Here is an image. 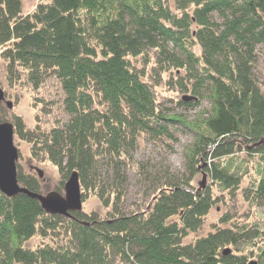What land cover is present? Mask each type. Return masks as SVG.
<instances>
[{
	"label": "trees",
	"instance_id": "16d2710c",
	"mask_svg": "<svg viewBox=\"0 0 264 264\" xmlns=\"http://www.w3.org/2000/svg\"><path fill=\"white\" fill-rule=\"evenodd\" d=\"M174 2L40 0L24 13L21 0H0V57L34 89L53 75L67 114L49 130H26L14 115V133L31 142L32 155L41 152L57 166L61 181L76 170L82 199L90 191L107 208L103 217L83 209L50 213L23 192L0 190V264H245L253 253L244 243H259L255 254L264 264V230L254 224H215L183 241L220 199L212 184L237 189L239 151L257 159V178L243 195L264 209V87L254 73L264 0ZM148 48L158 53L159 70L170 69L181 91L190 92L178 104L195 107L207 96L210 108L200 120L159 109L132 60ZM164 121L193 131L185 171L156 181L146 208L123 212L124 159L139 134L172 136ZM100 160L111 165V181L102 179ZM202 170L212 181L195 187L192 177ZM16 176L39 191L38 179L17 165ZM36 234L41 242L29 245Z\"/></svg>",
	"mask_w": 264,
	"mask_h": 264
},
{
	"label": "rangeland",
	"instance_id": "374dc122",
	"mask_svg": "<svg viewBox=\"0 0 264 264\" xmlns=\"http://www.w3.org/2000/svg\"><path fill=\"white\" fill-rule=\"evenodd\" d=\"M40 0H21L22 12L33 10ZM171 8H174L175 0H166ZM217 20L220 18L214 14ZM193 26V25H192ZM196 53L200 52L197 43L192 45ZM1 49V48H0ZM158 53L153 48H148L144 53L132 58L134 64L139 69L144 70L143 78L151 85L157 100V105L164 115L192 122L200 120L206 111L210 108V102L207 96H203L199 104L195 107H185L177 103V99L183 94L190 92L181 91L175 84V74L171 70L160 71L156 63ZM254 73L264 87V42L257 45V60L254 64ZM0 88L3 90L4 99L0 100V115L3 120L10 121L14 115H19L24 125V129L39 128L40 130H49V128L60 122L66 117V111L63 108V92L61 86L53 75L46 77L37 89H34L26 81L22 70H9L6 62L0 57ZM5 99L12 102L8 107ZM164 123L168 124V131L172 136L139 134L136 137L134 146L128 151L123 165V172L126 176L125 195L123 197L121 208L123 212L132 210L141 211L149 204L151 194L154 191L156 181H161L165 177L180 174L185 171V150L194 138L193 131L183 123ZM13 143L18 149L16 165L23 173L33 174L39 181V192L46 193L50 190H56L63 194L64 181H61V174L56 165L42 157L32 155L31 142L19 137L13 130ZM234 162L237 163L239 173L241 174L240 184L237 189H223L217 183L212 184V191L219 196L204 217L201 227L190 232L183 241L193 240L195 237L213 230L214 225L226 226L237 224H254L264 230V209L247 199L243 195L245 188L251 187L253 179L257 178L255 164L257 159L255 155H249L245 151H239L234 154ZM245 158H248L247 160ZM243 159V160H242ZM242 160V161H241ZM102 179L111 181L113 170L111 165L105 160L98 162ZM36 168L42 170L41 176H38ZM203 172L205 173L203 178ZM212 181L206 171L196 172L191 180L195 187L205 186ZM222 188V189H221ZM82 190V189H81ZM82 198V197H81ZM84 211L94 210L100 217L105 216L106 207L99 201L98 197L92 193H86L82 199V208ZM223 214L229 216L228 221L219 222V217ZM232 224V225H233ZM47 240V239H45ZM41 242V237L36 234L32 236L27 243L29 245ZM259 244V243H257ZM252 244H242L245 252L252 250L249 259H256V246Z\"/></svg>",
	"mask_w": 264,
	"mask_h": 264
},
{
	"label": "water",
	"instance_id": "95a60500",
	"mask_svg": "<svg viewBox=\"0 0 264 264\" xmlns=\"http://www.w3.org/2000/svg\"><path fill=\"white\" fill-rule=\"evenodd\" d=\"M4 99L3 90L0 88V100ZM8 107L12 106L9 99H5ZM18 149L13 143V124L7 120H0V190L7 196H12L18 192H23L36 198L41 207L50 213H60L71 215V211L81 210L82 198L78 172L71 170L64 181V192L61 194L56 190L46 193L33 191L21 185L16 176V159ZM38 176L42 170L36 168ZM205 173L203 172V178ZM224 251H227L224 250ZM245 264H258L256 259H249Z\"/></svg>",
	"mask_w": 264,
	"mask_h": 264
},
{
	"label": "bare ground",
	"instance_id": "6f19581e",
	"mask_svg": "<svg viewBox=\"0 0 264 264\" xmlns=\"http://www.w3.org/2000/svg\"><path fill=\"white\" fill-rule=\"evenodd\" d=\"M259 264V263H258Z\"/></svg>",
	"mask_w": 264,
	"mask_h": 264
}]
</instances>
